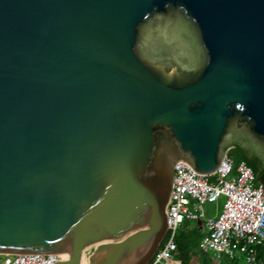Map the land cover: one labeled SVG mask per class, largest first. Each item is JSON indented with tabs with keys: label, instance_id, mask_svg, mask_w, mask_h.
Here are the masks:
<instances>
[{
	"label": "water",
	"instance_id": "1",
	"mask_svg": "<svg viewBox=\"0 0 264 264\" xmlns=\"http://www.w3.org/2000/svg\"><path fill=\"white\" fill-rule=\"evenodd\" d=\"M232 141L264 163V0H0V255L148 264Z\"/></svg>",
	"mask_w": 264,
	"mask_h": 264
},
{
	"label": "built area",
	"instance_id": "2",
	"mask_svg": "<svg viewBox=\"0 0 264 264\" xmlns=\"http://www.w3.org/2000/svg\"><path fill=\"white\" fill-rule=\"evenodd\" d=\"M228 150L218 170L211 175L196 174L188 165L177 163L167 207L168 229L161 246L148 264H181L175 238L184 222H202L205 235L200 244L204 253L259 264L256 247H264V185L245 163H235ZM225 199L222 211L206 217L204 205ZM2 264H56V254L0 255Z\"/></svg>",
	"mask_w": 264,
	"mask_h": 264
},
{
	"label": "trees",
	"instance_id": "3",
	"mask_svg": "<svg viewBox=\"0 0 264 264\" xmlns=\"http://www.w3.org/2000/svg\"><path fill=\"white\" fill-rule=\"evenodd\" d=\"M232 150L236 153L235 155H231L235 163L245 162L256 175V182L264 185V167L260 165V162L256 159L258 162L257 164L250 160L248 156L244 154L240 145ZM188 223V221L184 222L181 230L176 235V258L181 264H193L194 260L201 256L202 259L199 264H213L212 260L200 250L201 240L206 233L203 221L201 223L197 222L193 227H190ZM256 259L259 264H264V247H256Z\"/></svg>",
	"mask_w": 264,
	"mask_h": 264
},
{
	"label": "rangeland",
	"instance_id": "4",
	"mask_svg": "<svg viewBox=\"0 0 264 264\" xmlns=\"http://www.w3.org/2000/svg\"><path fill=\"white\" fill-rule=\"evenodd\" d=\"M229 154L235 155L236 153H235V151L231 150ZM224 202H225V199L223 198L218 203H207V204H205L203 207H204L206 217L209 218V217H214V216L218 215L223 209ZM196 223L197 222L193 221V222H189L188 225L190 227H193L196 225ZM208 257L210 260H212L213 264H246L244 257L242 255H239V254L233 259L228 258L227 256H224V255H222L220 258H218L217 254H215V253H209ZM2 260L3 259L0 258V264H2ZM200 262H201V258H197L194 260L193 264H199Z\"/></svg>",
	"mask_w": 264,
	"mask_h": 264
},
{
	"label": "flooded vegetation",
	"instance_id": "5",
	"mask_svg": "<svg viewBox=\"0 0 264 264\" xmlns=\"http://www.w3.org/2000/svg\"><path fill=\"white\" fill-rule=\"evenodd\" d=\"M241 146V148L243 149V151H244V154H246V156H248V158L250 159V160H252L253 162H255V163H257L258 164V162H257V160L260 162V165L262 166V167H264V163L258 158V157H256L255 155H254V153L252 152V150L248 147V146H246L245 145V143L244 142H235V141H232L231 142V146H232V149H235L237 146ZM231 149V150H232ZM257 159V160H256Z\"/></svg>",
	"mask_w": 264,
	"mask_h": 264
},
{
	"label": "bare ground",
	"instance_id": "6",
	"mask_svg": "<svg viewBox=\"0 0 264 264\" xmlns=\"http://www.w3.org/2000/svg\"><path fill=\"white\" fill-rule=\"evenodd\" d=\"M91 253V249H89L83 256V264H87V261H88V257Z\"/></svg>",
	"mask_w": 264,
	"mask_h": 264
},
{
	"label": "crops",
	"instance_id": "7",
	"mask_svg": "<svg viewBox=\"0 0 264 264\" xmlns=\"http://www.w3.org/2000/svg\"><path fill=\"white\" fill-rule=\"evenodd\" d=\"M205 254L208 256V254H209V253H205ZM197 258H201V259H202V257H201V256H199V257H197ZM197 258H196V259H197Z\"/></svg>",
	"mask_w": 264,
	"mask_h": 264
}]
</instances>
